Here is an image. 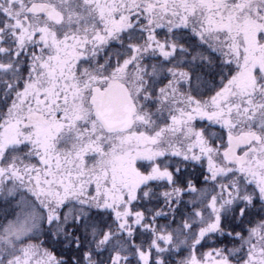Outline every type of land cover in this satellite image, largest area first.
Here are the masks:
<instances>
[{
  "label": "snow or ice",
  "instance_id": "snow-or-ice-1",
  "mask_svg": "<svg viewBox=\"0 0 264 264\" xmlns=\"http://www.w3.org/2000/svg\"><path fill=\"white\" fill-rule=\"evenodd\" d=\"M0 264H264V0H0Z\"/></svg>",
  "mask_w": 264,
  "mask_h": 264
}]
</instances>
